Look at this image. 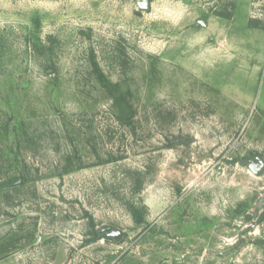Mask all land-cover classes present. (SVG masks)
I'll return each instance as SVG.
<instances>
[{
  "label": "rangeland",
  "instance_id": "374dc122",
  "mask_svg": "<svg viewBox=\"0 0 264 264\" xmlns=\"http://www.w3.org/2000/svg\"><path fill=\"white\" fill-rule=\"evenodd\" d=\"M139 1L0 0V264H264V0Z\"/></svg>",
  "mask_w": 264,
  "mask_h": 264
},
{
  "label": "water",
  "instance_id": "95a60500",
  "mask_svg": "<svg viewBox=\"0 0 264 264\" xmlns=\"http://www.w3.org/2000/svg\"><path fill=\"white\" fill-rule=\"evenodd\" d=\"M138 5L140 8L145 9V10H149L150 8V0H140L138 2ZM259 161V165L255 162H251L248 164L249 169L251 170V172L255 175H259L261 173L264 172V161L259 159L258 157L256 158ZM111 235L114 236H119L120 235V231H115V232H111Z\"/></svg>",
  "mask_w": 264,
  "mask_h": 264
},
{
  "label": "flooded vegetation",
  "instance_id": "af4514ba",
  "mask_svg": "<svg viewBox=\"0 0 264 264\" xmlns=\"http://www.w3.org/2000/svg\"><path fill=\"white\" fill-rule=\"evenodd\" d=\"M257 157H258L259 159H261V160L264 161V157L261 158L260 156L255 155V156L251 157V159L249 160V163H251V162H255V163H257V164L259 165V161L256 159ZM249 163H248V164H249ZM263 200H264V199H263ZM263 216H264V213L261 215V217H263Z\"/></svg>",
  "mask_w": 264,
  "mask_h": 264
},
{
  "label": "trees",
  "instance_id": "16d2710c",
  "mask_svg": "<svg viewBox=\"0 0 264 264\" xmlns=\"http://www.w3.org/2000/svg\"><path fill=\"white\" fill-rule=\"evenodd\" d=\"M263 218H264V216H263ZM99 236L98 235H96V233H95V235H94V238L95 239H97Z\"/></svg>",
  "mask_w": 264,
  "mask_h": 264
}]
</instances>
